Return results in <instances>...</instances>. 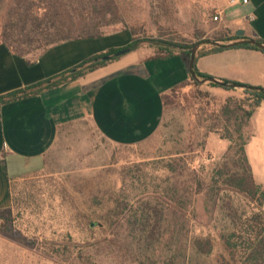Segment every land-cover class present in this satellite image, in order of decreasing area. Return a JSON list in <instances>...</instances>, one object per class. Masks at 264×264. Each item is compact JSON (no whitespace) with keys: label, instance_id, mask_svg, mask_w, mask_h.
Wrapping results in <instances>:
<instances>
[{"label":"rangeland","instance_id":"374dc122","mask_svg":"<svg viewBox=\"0 0 264 264\" xmlns=\"http://www.w3.org/2000/svg\"><path fill=\"white\" fill-rule=\"evenodd\" d=\"M114 1L122 21L102 30L109 32L122 28L124 24L133 27L137 37L143 39L138 46L146 45L154 51L157 46L165 45H159L156 38L166 39L172 33L192 36L199 31L203 33L201 39L226 34L218 33V30L206 33L208 23L213 25L211 21H215L213 0ZM11 2L0 1V23ZM200 46L205 47V44ZM39 51L32 50L27 55H36ZM193 89L192 85H187L180 93H190ZM199 89L208 97L187 101L181 97L175 99L165 108L154 133L133 145L109 143L97 130L84 123L65 130L57 145L50 150L46 168L19 182L18 188H24L28 197L20 203L19 213L13 207L10 217L0 216V264H133L126 259L132 257L131 253H118L109 244L116 238L112 233H118L119 228L123 231V226L96 235L83 228L85 220L80 214L86 205L94 203L92 198L95 195L117 193L122 198L141 197L150 189L143 174L153 177L164 173L160 166H157L158 171L152 170V163L148 162L175 157L176 152L183 150L190 175L194 172L197 177L194 188L200 190L192 197L194 222L201 225L203 236L209 234L216 243L209 256L185 254L191 256L192 264H235L223 253L216 239L217 228L227 223L228 218L214 209L208 176L211 168L220 166L228 148L235 143V140L230 143L229 139L222 137L223 125L232 127L220 115L228 97L201 86ZM243 97L242 93L236 99ZM243 133L249 136L248 129ZM239 142L236 139V145ZM236 145L227 158H234ZM253 205L264 210V203L259 205L258 200ZM100 238H107L99 245L106 253H96L95 256V247L91 244ZM85 242L91 244L83 247Z\"/></svg>","mask_w":264,"mask_h":264},{"label":"trees","instance_id":"16d2710c","mask_svg":"<svg viewBox=\"0 0 264 264\" xmlns=\"http://www.w3.org/2000/svg\"><path fill=\"white\" fill-rule=\"evenodd\" d=\"M11 1L0 23L2 24L0 43L19 56L27 55V52L36 49L45 50L51 44L61 41L101 37L106 33L102 30L103 27L122 21L114 0ZM122 28L128 29L131 34V39L126 45L87 57L65 71V74H61L55 81L46 79L26 89L1 95L0 102L27 96L35 92L41 84H53L104 65L109 60L103 58L104 55L111 54V58H115L136 48L143 39L137 37L135 28L125 24ZM202 35V32L196 31L192 36L172 33L166 39L156 38L159 45H162L161 43L165 45L157 46L153 56L167 58L178 54L187 66L190 49ZM238 38L237 35L227 33L213 36V39L224 41ZM257 40L263 41L259 38ZM231 47L259 49L247 43L235 44ZM223 48L225 47L210 45L209 47L201 46L198 49L194 60V71L199 77L209 75L198 70L196 57ZM259 50L264 51V49ZM189 78L162 95L164 110L167 105L174 103L175 99L180 97L184 101L198 98L203 100L208 97L206 92L199 89L201 84L191 76ZM210 84L216 86L215 83ZM187 85H192L194 89L190 93H180V90ZM242 93L245 96L243 98L228 97L220 110L222 120L231 123L232 126L223 125L222 137L229 139L230 143H234L235 140L233 147L236 145V139L240 141L236 145L234 158L232 160L227 158L229 152L233 150L230 145L223 157L224 161L219 167L211 168L208 175L214 209L228 218L227 223L217 228L216 239L221 244L223 253H226L233 263L264 264V210L253 205L256 200L259 205H263L264 190L253 177L245 152V144L249 136L243 133L248 129L249 119L255 108L264 100V94L249 88H244ZM246 103L247 107H245ZM184 154L183 150L176 152L175 157L168 156L165 159L148 162V164L152 163V170L158 171L157 166H160L159 169H162L164 173L158 176L153 175V177L143 174L148 180L145 184L150 189L137 199L122 198V195L117 193L93 196L94 203L84 205L86 209L80 214L82 220H85L83 228L96 235H103L112 227L123 226V231L119 228L118 233H112L116 235V238L109 244L114 246L118 253H131L132 257L126 259L133 264L134 262L137 264H192L191 256L185 253H201L209 256L213 253L216 243L209 234L203 236L201 225L194 222L192 197L200 190L194 188L197 177L194 172L190 175L189 163L186 162ZM26 176L11 183L10 205L0 210V216L10 217L13 207L14 210H18V213L21 210L20 203L28 197L24 188H18V184ZM120 182L122 185L123 180L121 179ZM75 209L79 210L76 207ZM119 232L123 233V236ZM106 239L100 238L92 244L85 242L82 246L93 245L95 247L93 253L96 256L98 255L96 253H106L105 249L99 246ZM164 252L172 254H163Z\"/></svg>","mask_w":264,"mask_h":264},{"label":"crops","instance_id":"0c3cea01","mask_svg":"<svg viewBox=\"0 0 264 264\" xmlns=\"http://www.w3.org/2000/svg\"><path fill=\"white\" fill-rule=\"evenodd\" d=\"M213 2V16H220L211 21L213 25L208 23L206 33L236 34L242 29L244 37L264 41V0ZM130 39L129 30L119 28L97 38L57 42L36 55L23 56L0 43V96L46 79L55 81L87 57L124 46ZM153 55L151 47L140 45L79 76L41 84L27 96L0 102V210L10 205L11 183L42 172L50 150L72 126L88 124L115 145H133L154 133L164 113L162 95L189 80L190 74L180 55ZM196 67L209 76L264 88V51L259 49L226 47L208 52L196 57ZM200 84L225 97L242 94L240 88ZM248 132L246 156L264 190V100L250 117Z\"/></svg>","mask_w":264,"mask_h":264},{"label":"water","instance_id":"95a60500","mask_svg":"<svg viewBox=\"0 0 264 264\" xmlns=\"http://www.w3.org/2000/svg\"><path fill=\"white\" fill-rule=\"evenodd\" d=\"M236 35L239 37L238 39L232 40V41H227V42H225L223 40L212 39V38H204L202 40L196 41L190 49L189 60H188V64H187L188 72H189L190 76L192 77V79L198 81L199 83L209 82V83H215L216 85H220L223 87L240 88V89H244V88L256 89V90H259L260 92H262L264 94V88L263 87L254 86V85H250V84H244V83L225 81L223 79H220V78H217L214 76L199 77L194 71L195 55H196L198 48L202 44L223 46L226 48V47H231L235 44L247 43V44L255 45L259 49H264V42L263 41L257 40V39L252 38V37H244L243 36L244 31L242 29H238L236 31ZM111 56H112L111 54H108V55H104L103 58L109 59V58H111Z\"/></svg>","mask_w":264,"mask_h":264},{"label":"built area","instance_id":"2783aa9c","mask_svg":"<svg viewBox=\"0 0 264 264\" xmlns=\"http://www.w3.org/2000/svg\"><path fill=\"white\" fill-rule=\"evenodd\" d=\"M248 0H229L230 3H246ZM220 16V13H217L213 16V19L216 20Z\"/></svg>","mask_w":264,"mask_h":264}]
</instances>
